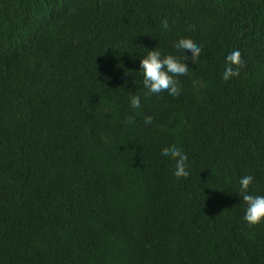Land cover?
<instances>
[{
	"label": "trees",
	"instance_id": "trees-1",
	"mask_svg": "<svg viewBox=\"0 0 264 264\" xmlns=\"http://www.w3.org/2000/svg\"><path fill=\"white\" fill-rule=\"evenodd\" d=\"M155 48L178 97L146 95ZM246 175L264 195V0H0V264H264Z\"/></svg>",
	"mask_w": 264,
	"mask_h": 264
},
{
	"label": "clouds",
	"instance_id": "clouds-1",
	"mask_svg": "<svg viewBox=\"0 0 264 264\" xmlns=\"http://www.w3.org/2000/svg\"><path fill=\"white\" fill-rule=\"evenodd\" d=\"M163 28H168L167 20L163 22ZM178 50H182L191 56L193 61H196L202 49L197 47L190 39H180L176 44ZM242 64L241 53L239 50L231 51L225 57V68L223 79L229 80L233 76H238L239 71L234 70L233 65L240 66ZM143 75V85L147 90L146 95H157L167 93L173 97H178L181 94L179 85L180 80L188 79L190 76L189 66L183 63L179 58L173 55H162L161 51L156 48L149 50L147 55L140 60V71ZM132 109L141 107V98L138 95H133L130 99ZM133 119L129 118L128 123H133ZM152 118H145V124H151ZM162 155L165 160L174 161L175 169L174 176L186 178L189 175L187 170V155L178 147L164 149ZM254 182L252 175L241 177L239 184V196L246 203L247 207L244 213V220L249 225L255 226L264 223V195H251L249 188Z\"/></svg>",
	"mask_w": 264,
	"mask_h": 264
}]
</instances>
